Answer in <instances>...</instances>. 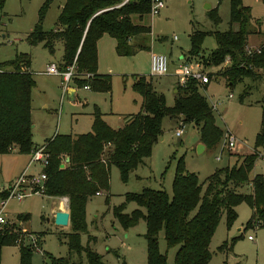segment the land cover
Returning a JSON list of instances; mask_svg holds the SVG:
<instances>
[{
    "label": "rangeland",
    "instance_id": "374dc122",
    "mask_svg": "<svg viewBox=\"0 0 264 264\" xmlns=\"http://www.w3.org/2000/svg\"><path fill=\"white\" fill-rule=\"evenodd\" d=\"M64 1H54L44 24L45 30L55 28L59 7ZM163 2L165 7L159 15L145 16L142 21L135 20V23L151 28V34L138 36L135 40L137 43L143 42L148 49L138 51L132 57H120L114 50L115 41L105 37L106 43L100 53V71L111 77V90L85 91L76 86L74 101L64 92L66 85L62 82V77L43 74L50 64H55L59 69L63 56L62 45L57 44L54 55H51L42 45L27 42L28 35L34 31L38 22L42 1L5 0L0 9V64L13 60L18 54H26L31 58L30 72L36 83L32 94L33 143L36 147L43 145L55 134L76 135L90 132L96 110L103 114L104 120L113 128L123 127L131 116L142 111L143 98L133 90L135 77L144 76L152 84L154 91L164 98L166 106L173 107L178 86L175 71L183 62L199 63L202 71L211 76L206 88L200 84L198 86L211 107H215L212 112L216 125L223 131L222 140L199 153L198 141L202 143L200 127L185 121L182 116L166 118L162 125V135L153 143L152 155L132 170L126 181L122 180L118 167L112 165L109 192L102 191L100 196L89 198L86 206L87 231L81 234V243L100 255L105 264H147L145 219L141 218L134 227L125 229L115 220L113 210L123 206L125 215L131 216L138 210L146 215L145 209L126 199L128 194L141 193L144 189L165 191L172 197L173 179L180 159L184 160L188 171L198 175L204 189L205 180L216 169L232 165L238 157L251 153L257 154L251 178L256 174L264 175V143L257 145L262 121L264 78L257 81L246 79L243 83L230 86L222 73L231 64L218 67L205 64L206 59L217 48L213 34L239 30L237 24H230L231 0ZM241 2L243 7L250 10L249 29L252 34L249 36L248 46L254 47L257 40L264 41V2ZM211 11L216 12L217 21L210 17ZM194 33L205 35L201 44L202 57L191 56L189 53L190 37ZM152 53L168 56L169 74L163 77L151 76ZM69 86L75 85L70 83ZM183 123L184 132L178 137L175 131ZM229 139L235 142V149L228 148ZM30 157L28 153L19 152L18 148L0 154V190L25 170ZM40 170L39 165H33L28 172L36 173ZM237 191L249 194L251 187L244 186ZM54 201L57 204L59 202L45 196L32 197L21 204L9 202L7 214L12 223L11 234L16 238V244L2 249L1 264H20L21 248H31V264H50L49 257L68 256L65 235L70 233V226L63 229L55 224L51 215ZM236 213L237 218L229 228L225 214L222 215L209 246L212 254L209 264H264L263 223L259 226L253 220L251 227L247 228L253 219V212L246 204L239 205ZM26 214L27 221L23 219ZM194 214L195 212L192 215ZM31 235L37 238L41 252L32 247L29 238ZM249 237L253 240H249ZM226 243L227 247L220 250ZM159 250L167 258L168 264H174L177 249L167 248L164 231L159 235Z\"/></svg>",
    "mask_w": 264,
    "mask_h": 264
},
{
    "label": "trees",
    "instance_id": "16d2710c",
    "mask_svg": "<svg viewBox=\"0 0 264 264\" xmlns=\"http://www.w3.org/2000/svg\"><path fill=\"white\" fill-rule=\"evenodd\" d=\"M53 2L45 0L41 6L38 22L27 42L42 45L51 55L60 43L63 56L59 71L65 72L75 65L76 75L72 80L77 86L109 92L111 77L98 74V42L104 36L112 38L116 43L115 52L120 57H132L138 51L148 49L143 42L135 40L138 36L151 34V28L137 24L135 20L142 21L150 15L151 0H131L119 9H111L118 0H65L55 28L45 30V19ZM4 3L5 0H0V9ZM209 15L216 20L215 11ZM230 17V24H237L239 30L215 32L217 48L205 64L218 67L229 58L231 66L222 76L230 86L246 79L264 78V49L251 55L246 50L252 34L250 10L243 7L241 0H231ZM204 36L201 33L191 35V56L202 57ZM30 67L31 58L26 54H18L13 60L0 64V154L15 148L30 154L36 148L32 123V92L36 83ZM199 88L194 80L183 87L178 85L174 106L167 107L164 98L154 91L144 76L135 77L133 90L143 98L142 111L131 116L123 127L113 128L96 110L90 132L56 134L48 140L45 145L50 158L44 169L48 177L45 196L67 198L70 213V233L65 235L68 256L49 257L50 264H105L100 255L81 243V234L87 231L88 200L102 191L109 192L112 165L118 167L122 180L126 181L129 173L152 155L153 143L162 135L164 119L182 116L185 121L198 125L200 140L207 149L222 140L223 131L216 125L212 107ZM263 143L264 101L257 145ZM66 157L69 161L61 168ZM256 159L257 154L251 153L238 157L232 165L216 169L205 180V189L198 175L188 171L184 160L180 159L173 179L172 197L165 191L150 189L128 194L127 201L137 203L145 209L146 215L139 210L131 216L125 215L121 206L114 208V218L125 229L134 227L141 218L145 219L147 264H168L159 250L162 231L167 248L177 249L174 264H209L212 260L209 246L223 214L229 228L237 218L236 208L246 204L253 212L247 228L253 220L257 221L256 225H264V175L250 176ZM244 186L251 187L249 194L237 191ZM7 195V191L0 192V198ZM23 219L27 221L28 216ZM15 240L10 231L0 232V264L2 249L15 245ZM226 247L227 243L220 250ZM31 253V248H21L20 264H31Z\"/></svg>",
    "mask_w": 264,
    "mask_h": 264
},
{
    "label": "built area",
    "instance_id": "2783aa9c",
    "mask_svg": "<svg viewBox=\"0 0 264 264\" xmlns=\"http://www.w3.org/2000/svg\"><path fill=\"white\" fill-rule=\"evenodd\" d=\"M119 3L112 7L111 9H119L131 2V0H118ZM165 5L163 0H151L150 16L155 17L160 14L164 9ZM176 40V38H174ZM264 49V43L257 47L247 46V54L251 55L254 53H261ZM225 65L230 64V59L224 63ZM150 72L153 77H163L169 74V58L167 55L162 53H152L150 58ZM47 76H60L63 79L64 92L68 87V84L71 82L72 78L76 75V66L73 65L69 67L65 72H60L58 67L55 64H50L47 66L46 71L44 72ZM175 75L178 78V85L183 87L190 80L196 81L198 84L205 86L210 83L211 78L208 74L202 71L201 64L199 63H182L178 69L175 71ZM89 78V76H86ZM85 90H89V87H85ZM232 98V95H230ZM215 109V107H212ZM185 124H181L179 128L175 131L176 136H182L184 132ZM229 149H235V142L233 139H229L227 142ZM30 162L26 169L12 181V183L6 188L5 191L8 192L7 197L0 198V232L10 231L12 232V223L9 221V215L7 214V207L10 201H16L21 204L25 200L32 197H45V185L47 181V174L44 169L49 164L50 153L47 151L46 145L38 146L32 150L30 153ZM31 165H39L41 170L36 173H29V168ZM101 193H97V196H100ZM64 204L65 209H69V201L67 198L60 200ZM19 221V220H18ZM14 232H16V229ZM32 247L41 252L42 250L37 245V238L35 236H29ZM253 240L252 237L248 238Z\"/></svg>",
    "mask_w": 264,
    "mask_h": 264
},
{
    "label": "crops",
    "instance_id": "0c3cea01",
    "mask_svg": "<svg viewBox=\"0 0 264 264\" xmlns=\"http://www.w3.org/2000/svg\"><path fill=\"white\" fill-rule=\"evenodd\" d=\"M42 1V5H43V3L45 2V0H41ZM55 1V0H54ZM64 3H65V1H64ZM53 4H54V2H53ZM52 4V5H53ZM51 5V6H52ZM63 5L64 4H62V5H60V11H61V9H62V7H63ZM51 8V7H50ZM50 10L51 9H49V11H48V13H47V16H46V19H45V23H46V21H47V18H48V15H49V12H50ZM60 11H59V13H58V15H57V19H58V16H59V14H60ZM44 23V24H45ZM264 33V32H263ZM105 37H108V36H104L99 42H98V74L99 75H106L105 73H102L101 71H100V53H101V49H102V47L104 46V44L106 43V38ZM258 37H260V36H258ZM3 38H6V36H3ZM249 40H250V38H248V44H249ZM111 41H113V40H111ZM255 43H257V44H255ZM262 43H264V41L263 42H260V40H257L256 42H254V44L256 45H254V47H257L258 46V44H259V46L262 44ZM113 44H114V50H115V45H116V43L115 42H113ZM116 53V52H115ZM184 63V62H183ZM181 64V63H180ZM179 64V65H180ZM44 74V73H43ZM45 75V74H44ZM47 76V75H46ZM62 82H63V79H62ZM64 83V82H63ZM70 83H73L75 86L74 87H70L69 85H70ZM69 83V85H68V87H67V89L65 90V93H68L70 96H71V99H72V101H74L75 100V95H76V89H75V87L77 86L76 85V83H75V81L74 80H71V82ZM210 84V83H209ZM209 84H207V85H209ZM207 85H205V88H206V86ZM83 89V88H82ZM83 90H85V89H83ZM85 91H91V90H85ZM175 93L177 94V90L175 91ZM32 94H33V92H32ZM33 110V109H32ZM32 120H33V111H32ZM32 123H33V121H32ZM34 125V124H33ZM56 135V134H55ZM54 135V136H55ZM54 136H52L50 139H52V138H54ZM50 139H48V140H50ZM48 140H46V142L43 144V145H45V144H47V142H48ZM200 143V141H198V144ZM42 146V145H41ZM205 148H206V146H205ZM29 162H30V160H29ZM29 162H28V164H29ZM66 163V162H65ZM28 164H27V166H28ZM26 166V167H27ZM33 165H31L30 166V168L32 167ZM65 167V166H64ZM30 168H29V170H30ZM26 169V168H25ZM11 183H12V181H11ZM10 183V184H11ZM10 184H8L7 186H5L3 189H1L0 190V192L1 191H5L6 190V188L10 185ZM51 199H55V200H59V202H58V204H57V202L56 201H54L53 202V205H52V208H51V215H52V219L55 221V215H56V213L58 212V211H61V210H67V209H65L64 208V204L63 203H61V199H59V198H51ZM67 211H69V209L67 210ZM26 216H28V214H26V215H23V218L24 217H26ZM63 229H66V228H63ZM227 264V263H226Z\"/></svg>",
    "mask_w": 264,
    "mask_h": 264
},
{
    "label": "water",
    "instance_id": "95a60500",
    "mask_svg": "<svg viewBox=\"0 0 264 264\" xmlns=\"http://www.w3.org/2000/svg\"><path fill=\"white\" fill-rule=\"evenodd\" d=\"M205 149V144L199 143L197 150L201 153ZM69 161V157H66L65 162ZM65 163L61 164V168H64ZM55 224L61 228H67L70 226V213L67 210L58 211L55 215Z\"/></svg>",
    "mask_w": 264,
    "mask_h": 264
}]
</instances>
